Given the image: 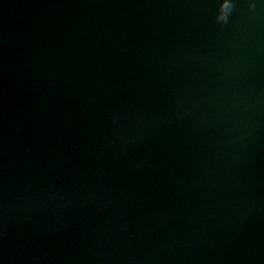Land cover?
Wrapping results in <instances>:
<instances>
[{
    "label": "water",
    "instance_id": "water-1",
    "mask_svg": "<svg viewBox=\"0 0 264 264\" xmlns=\"http://www.w3.org/2000/svg\"><path fill=\"white\" fill-rule=\"evenodd\" d=\"M219 2L0 0V264H264V0Z\"/></svg>",
    "mask_w": 264,
    "mask_h": 264
},
{
    "label": "clouds",
    "instance_id": "clouds-1",
    "mask_svg": "<svg viewBox=\"0 0 264 264\" xmlns=\"http://www.w3.org/2000/svg\"><path fill=\"white\" fill-rule=\"evenodd\" d=\"M256 4L249 3V10L255 11ZM236 10L235 0H220L216 14V22L220 25H226L229 22V17Z\"/></svg>",
    "mask_w": 264,
    "mask_h": 264
}]
</instances>
